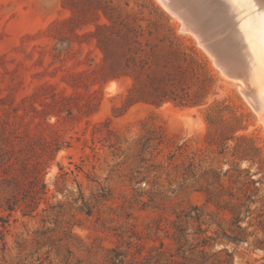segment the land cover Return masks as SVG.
Instances as JSON below:
<instances>
[{"label": "rangeland", "instance_id": "obj_1", "mask_svg": "<svg viewBox=\"0 0 264 264\" xmlns=\"http://www.w3.org/2000/svg\"><path fill=\"white\" fill-rule=\"evenodd\" d=\"M181 1L195 12L208 50L158 0H0V157L13 173L23 159L40 162L46 187L35 212L0 213L7 218L0 264H108L115 248H142L146 257L162 244L179 251V261L202 264L197 246L206 235L209 264L215 254L232 264H264V14L256 0ZM99 3L130 15L144 29L142 41L174 40L203 62L213 77L202 79L205 104L126 108L132 79L100 83L98 40L79 44L56 25L75 11L89 25L74 31L95 32L108 22L101 11L102 20L96 16ZM215 56L233 65V75H224ZM201 83L189 77L181 85L194 94ZM11 187L2 198H21L24 190Z\"/></svg>", "mask_w": 264, "mask_h": 264}, {"label": "trees", "instance_id": "obj_2", "mask_svg": "<svg viewBox=\"0 0 264 264\" xmlns=\"http://www.w3.org/2000/svg\"><path fill=\"white\" fill-rule=\"evenodd\" d=\"M99 6L96 12L98 20H102L99 13L101 11L108 22L101 21L96 24L95 32L79 35L74 31L89 25L88 18L84 16L85 14L82 15L81 19H78L75 16V11H73L74 15L71 18L58 22L56 25L73 32L79 44H83V39H87V37H94L98 40V48L103 54L100 69L104 71L100 83L123 77L132 79V84L124 101L126 108L139 103L156 107H160L165 103H173L180 108H195L205 104L207 89L202 79L205 77L212 80L213 77L203 62H200L192 54H187L181 50L174 40L168 41L169 43L161 40L156 44H152L148 39L145 42L142 41L141 38L145 37L144 29L141 26L132 24L130 15L123 16L109 5L105 6L99 3ZM169 31L172 32V30ZM153 35V31H148V36L153 37ZM189 77L196 79L198 82L202 81L203 88L192 94L190 87L181 85V82L186 81ZM31 108L37 112L34 106H31ZM209 120L210 122L212 120L211 114ZM3 145L4 143L0 141L1 149H3ZM8 162L5 161V157H0V172L2 173V179L0 180V213L9 212L8 217L10 218L12 213L19 208L25 214L35 212L37 210L36 198L46 188L43 180L42 164L40 162L31 164L27 159H23L20 168L13 173V165H7ZM4 166L6 168H3ZM11 186L18 190H24L21 198L17 195L2 198V193L11 190ZM247 201L249 204L256 202L252 201L249 196ZM207 202L211 203L213 201L210 198ZM221 208L225 210L224 207ZM5 219L7 218L0 216V222L3 221L6 224ZM236 219L239 223V217ZM211 222L215 224L214 221ZM217 226L225 234L222 224L219 223ZM210 239L211 237L206 235L197 246L202 248V264H209L210 262L209 259H206L207 253L205 252ZM164 247V244H162L161 251L154 255L152 252L156 250H152L146 257L142 255V248L136 254H130L129 251L123 252L115 248L112 250V257L108 260V264H188L179 261V251L172 254L171 251L164 250ZM215 256L216 258L211 264H232L228 259L223 261L217 254ZM181 258L185 260L184 256Z\"/></svg>", "mask_w": 264, "mask_h": 264}, {"label": "bare ground", "instance_id": "obj_3", "mask_svg": "<svg viewBox=\"0 0 264 264\" xmlns=\"http://www.w3.org/2000/svg\"><path fill=\"white\" fill-rule=\"evenodd\" d=\"M162 5H163V7L168 11L169 9L166 7V5H165V3H168V4H171L178 12H180L181 14H182V16H183V19H184V21H185V23H184V21H183V19H181L180 17H178L175 13H172V12H170V11H168L172 16H176L177 17V19L179 20H181L182 21V30L183 31H185V32H191L192 34H194L195 35V37L196 38H198V41L200 42L199 44H201V45H203L207 50H208V45L207 44H205V38H204V34H203V32L201 31V28L202 27H200L198 24H200V23H198L197 22V17H196V14H195V12L193 11H191V10H189V9H187V7H185V5H184V2L183 1H181V0H158ZM181 1V2H180ZM208 2L210 1V0H207ZM247 0H243L242 2H246ZM264 0H256V4H257V9L261 12V13H263L264 14V2H263ZM198 2V1H197ZM235 2H237L238 4H239V2L238 1H235ZM195 3H196V1H195ZM203 3V2H202ZM213 3V2H212ZM216 3V2H215ZM197 4V3H196ZM214 4V3H213ZM187 5V4H186ZM212 5V4H211ZM200 6V5H199ZM208 6V5H207ZM191 7V6H190ZM196 7V6H195ZM205 7V6H204ZM216 7V6H215ZM201 8V7H200ZM209 8V7H208ZM205 10V9H204ZM211 10V9H210ZM215 11V10H214ZM203 14V13H202ZM216 14V13H215ZM205 15V14H204ZM210 15V14H209ZM198 16V15H197ZM219 17V16H218ZM219 19V18H218ZM216 20V19H215ZM214 20V21H215ZM213 21V20H212ZM225 21V20H224ZM203 22V21H202ZM221 23H222V21H221ZM225 23H226V21H225ZM186 24V25H185ZM216 24V23H215ZM210 25V24H209ZM221 25V24H220ZM227 25H228V22H227ZM234 26H233V28H231L232 30V32L233 31H235L236 32V28H238V25L236 24L235 25V22H234V24H233ZM222 26V25H221ZM226 27V26H225ZM224 27V28H225ZM217 28V27H216ZM222 28V27H221ZM223 28V29H224ZM205 29V28H204ZM203 29V30H204ZM222 29V30H223ZM226 29V28H225ZM213 30V29H212ZM215 31V30H214ZM196 32V33H195ZM216 32V31H215ZM230 32V31H229ZM205 33H207V32H205ZM211 33V32H210ZM217 33V32H216ZM216 33H214V34H216ZM198 34V35H197ZM220 34V33H219ZM226 34V33H225ZM205 35H207V34H205ZM221 35H224L223 33L221 34ZM229 35V37L231 38V35L230 34H228ZM234 35V34H233ZM201 36V37H200ZM208 37V36H207ZM216 37V36H215ZM234 37V36H233ZM232 37V38H233ZM236 37V36H235ZM219 38V37H218ZM229 38V39H230ZM231 38V39H232ZM217 39V38H216ZM227 39V38H226ZM235 39V38H234ZM233 39V40H234ZM215 40V39H214ZM213 40V41H214ZM237 41V40H236ZM208 42H210V41H208ZM238 42V41H237ZM229 43H231V42H229ZM233 43V42H232ZM239 43V42H238ZM234 44V43H233ZM237 44V43H236ZM214 45H216V44H214ZM238 45V44H237ZM215 47V46H214ZM238 46H235V48H237ZM217 48L219 49V47L217 46ZM216 49V48H215ZM241 50H240V52L242 51V48H240ZM217 50V49H216ZM234 50V49H233ZM236 50V49H235ZM220 51V50H219ZM218 51V52H219ZM236 51H238V50H236ZM220 52H223V51H220ZM219 52V53H220ZM232 53V51H229L228 53ZM215 53H217V51H215ZM218 53V54H219ZM224 53V52H223ZM225 53H227V52H225ZM235 53H237V52H235ZM238 54V53H237ZM222 55V54H221ZM231 55V54H230ZM241 55V54H240ZM226 56V55H225ZM234 56V55H233ZM235 56H237V55H235ZM235 56L233 57V58H235ZM239 56V55H238ZM243 56V55H242ZM246 56V55H245ZM231 58V57H230ZM243 58H245V57H243ZM215 59H216V63L219 65V66H221L224 70H225V73H224V75L225 76H227V77H230L229 75H231V74H229V72L228 71H230L231 72V70L229 69V67H233V65H231V64H229L230 66L229 67H227V65H224V62H226V61H224V62H222L223 60H221V58H219V56L217 57V56H215ZM237 59V58H236ZM241 59H242V57H241ZM225 60H227V57H226V59ZM229 60V59H228ZM231 60V59H230ZM232 61V60H231ZM237 61V63H238V60H236ZM242 62H243V60H241ZM247 62V61H246ZM227 63V62H226ZM245 63V62H244ZM248 63V62H247ZM233 64V63H232ZM241 64H243V63H241ZM250 64V63H249ZM235 66V65H234ZM243 66H241V68H242ZM246 68H247V65L245 66ZM244 67V68H245ZM251 67V66H250ZM254 67V66H253ZM228 68V69H227ZM234 68V67H233ZM236 68V67H235ZM239 69V68H238ZM248 69H249V71H250V68L248 67ZM235 71V70H234ZM239 71H240V69H239ZM248 70H245L244 72H245V75H246V77H247V79H249V80H251V82H253V83H257L258 82V77H257V75H256V72H254L253 70H251V72H249ZM237 72V71H236ZM243 72V71H242ZM235 73V72H234ZM247 73V74H246ZM233 75V74H232ZM239 76H240V74H238ZM242 75H244L243 73H242ZM234 76H237V75H234ZM237 78H238V76H237ZM247 81V80H246ZM248 82V81H247ZM246 85V84H245ZM246 88V87H245ZM246 91H248V89L246 90ZM249 93V92H248ZM247 93V94H248ZM256 93V92H255ZM258 97V96H257ZM263 97V96H262ZM260 98V97H259ZM263 99H264V97H263ZM253 102V101H252ZM261 104V106H260V108H261V111H262V114H263V117H264V101L262 102V103H260ZM254 106V105H253ZM258 106V105H257ZM259 107V106H258ZM257 107V108H258ZM261 111L259 112V113H261ZM258 112V111H257ZM262 121V120H261Z\"/></svg>", "mask_w": 264, "mask_h": 264}, {"label": "water", "instance_id": "obj_4", "mask_svg": "<svg viewBox=\"0 0 264 264\" xmlns=\"http://www.w3.org/2000/svg\"><path fill=\"white\" fill-rule=\"evenodd\" d=\"M264 2V1H263ZM166 7L169 9L168 11L175 13L178 17H180L181 19H183V16L180 12H178L171 4L165 3ZM184 21V19H183ZM185 23V21H184ZM186 25V24H185ZM196 33V32H195ZM198 35V34H197ZM201 37V36H200ZM213 45V44H212ZM234 80L239 81L235 76L233 77Z\"/></svg>", "mask_w": 264, "mask_h": 264}]
</instances>
